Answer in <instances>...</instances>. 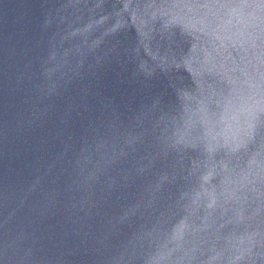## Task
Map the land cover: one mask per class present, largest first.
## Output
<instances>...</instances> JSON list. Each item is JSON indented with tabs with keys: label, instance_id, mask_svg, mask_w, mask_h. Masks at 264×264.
<instances>
[{
	"label": "water",
	"instance_id": "1",
	"mask_svg": "<svg viewBox=\"0 0 264 264\" xmlns=\"http://www.w3.org/2000/svg\"><path fill=\"white\" fill-rule=\"evenodd\" d=\"M0 264H264V0H0Z\"/></svg>",
	"mask_w": 264,
	"mask_h": 264
}]
</instances>
